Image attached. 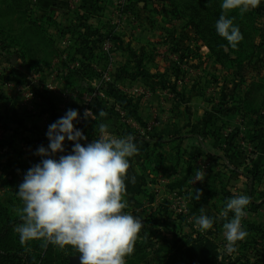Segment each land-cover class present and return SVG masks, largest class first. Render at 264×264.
<instances>
[{
	"label": "crops",
	"instance_id": "obj_1",
	"mask_svg": "<svg viewBox=\"0 0 264 264\" xmlns=\"http://www.w3.org/2000/svg\"><path fill=\"white\" fill-rule=\"evenodd\" d=\"M66 1L67 0H36L37 11H39L40 14L50 13L53 19H55L56 27L58 23L60 24L58 29H60L59 31L63 34L67 27L70 33L79 32L83 34V32L86 31L89 42L84 40V45L86 46L85 51L88 52L87 48L91 47L94 52L96 50L98 53L96 57H90L91 67L94 72H96V67L104 65L106 62V57L100 48L101 42H95V37L99 34L103 36V39L105 37H110L113 43L111 50L114 60L113 70L115 69L117 72L120 71L117 77V84L120 85L121 91L127 95L126 98H132V101L128 105L125 100H113V102L121 104L125 112L134 119L135 125L127 128V132H136L137 135L141 136V139H134V143H136L139 149V154L129 158L131 167L128 176L130 178L134 175L136 177V182L133 184L130 181H126L127 192L125 200L127 201L128 207L134 210L136 209L135 212L139 218L143 214L140 210H144L148 207V213H152V215L156 217L157 222L160 223V225H158L160 229L156 232L158 236L154 235L155 238H171L170 227L173 226L179 228L183 233H190V228V232H186L188 229L187 226H184V229H186L185 231L182 227L183 223L186 225L188 224L187 219L177 217L173 211H171V205L173 204V202L170 201L171 199H161L164 190L169 188L168 190H176L178 193L187 192L186 194H189L191 192L194 196V189H201L203 192L201 199L196 201L190 198V203L188 201L187 206L189 205L191 207V212L195 218L200 215L199 209L203 207L206 215H211L213 220H217L216 217L219 215L225 202L219 200V198L215 200L216 198L214 199L212 194L216 195L217 192L220 191L221 183L219 176L224 174L226 177L224 185L234 197L247 195L251 198V201L256 204L255 206L249 204L245 208L246 216L242 219V226L249 235L245 240L237 243V250L235 252L228 253L232 262L227 264H244L243 258L238 259L241 255L246 256L250 262H253L258 256L264 255L263 228L257 229L253 225L257 221H262L264 223V124L259 116L260 112L258 114H246L241 110L237 111L236 108H234L233 98L229 100L230 103L226 104V106H222L224 104L223 101H221L222 105L212 104V106H209L206 101L199 100L198 94H200L201 90L203 93L206 92L205 90L207 88L205 89L197 86L198 80H194L192 75H194V72L199 74L200 69H196V71L189 67V65H187V58L184 59L187 64H181V70L184 69L189 72L183 75L184 78L193 79L186 82L182 76H179V80L181 79L182 81L180 80L181 82L179 83V80H177V82L172 83L170 82L172 76L171 70L166 68L163 70L165 73L163 77L158 76V74H155L156 76L153 75L154 77L149 74L147 75L152 82L160 80L162 83L161 87H154L152 89V87L147 86L142 88L141 83H139L141 79L132 78L130 75L131 73L126 70L125 64H132L133 69L137 56L140 55V52H143L147 43H151L155 47H160L161 38L166 34L164 30L165 26L163 29L160 23L156 24L154 21L151 22L150 15L153 13L150 12L147 7L133 9L128 7L126 3L123 14L119 16L116 12L117 10L115 11L116 8L113 6L109 7V5L117 0H110L108 6L106 3L109 0H99L98 4L101 6V9L92 7V3L89 4L88 13H86L88 22H85L83 26H79L80 22L78 20H72L64 14L63 9ZM140 5L142 6L143 3L140 2ZM81 13L82 11L78 17L82 15ZM259 14V16L264 17V10L261 12L259 11ZM57 16L58 18L60 16V18L57 19ZM173 22L174 23H170V30L180 34L175 40L180 42L179 45H187L189 43V41H187L189 39V36H187L190 33L189 30L186 28L183 31L182 29L178 30L179 24H175V21ZM64 35H66V33ZM78 44L82 47L81 41L78 42ZM258 44L259 51L244 62V65L249 71L243 77L244 83L241 90L246 91L252 84H261L264 87V36L262 40H259ZM61 45L66 46L64 45V41ZM69 45H67V47H70ZM79 50L80 48H77L75 59H65L63 55L55 56L52 60L54 61L53 66L55 63L58 65L66 63L70 66L68 68L69 71L75 70L80 63V58L77 56ZM207 53V48L201 45L199 54L205 58ZM12 55L14 54H8L4 56L5 58L3 59L0 57V68H2V72L8 71L14 76L18 71H22V73L26 71L20 67L18 62H16L17 66L12 63L10 67L8 66V63L10 64L8 57H12ZM165 55L173 61L178 58L177 53L169 54L165 52ZM153 56L155 57V55ZM7 68L9 70H7ZM68 69L62 70V68L53 67V71L51 70L52 73L55 72L53 76L58 80V84L55 86L52 85L54 83L52 82V84L49 83L51 88H45L44 92L51 95L53 100L48 102V107L45 106V112L38 113L39 116H41L40 119L42 121L46 120L44 124L48 126L63 117L69 109L77 110L79 115L82 113V95L78 89L66 88L67 86L65 83L61 81L65 79ZM42 72L41 70H33L32 73L33 75L39 76ZM1 76L2 75H0V95L14 97V95L17 94L19 99L20 94L14 90L15 84L14 86H9L8 84L13 80L11 79L12 77L9 76L6 78L2 86L3 83H1V79L3 78ZM98 78L99 74L97 73V77H93L88 81L91 88L94 85V80ZM127 79H131L133 83L130 84V81ZM164 83L165 85H163ZM137 84L140 85L136 86ZM218 88L221 89V87H217V89ZM236 92L237 91L232 90L233 95H235ZM253 94L254 93H251V95ZM261 94L264 95V93ZM68 96H71L69 100L66 98ZM14 98L17 100V97ZM262 102L263 98L260 99L259 105L262 104ZM263 104L261 106H263ZM62 105H64V112H62L63 110L61 109ZM227 106L230 112L222 114V112H226L222 111V109H225ZM33 111H37V109ZM16 112L18 113L17 110ZM153 114L157 116V119L155 118L156 121L152 117ZM152 121L155 122L153 130H146L145 124ZM223 121L232 123L233 133L237 134L236 144L240 152L238 155L230 152L228 147L224 148V144L212 135V128H209V125L214 126V123L221 125ZM73 123L76 127L77 120ZM39 124L40 126L37 128L38 131L36 135L41 138L43 137L41 135L46 136V133L44 132L43 122ZM84 127L85 125H82V129ZM127 132L125 135H123L122 131L119 135L116 133L110 135L125 137L128 135ZM251 138L253 140L250 141ZM44 139L47 140L43 142ZM44 139L43 141L40 140L44 143L42 146L48 148L49 140L48 138ZM71 142L72 141L66 139L63 146H69ZM155 152L161 153L167 159L169 158V161L164 162L158 168V170L165 168V172L171 176L169 180H167L168 183L157 185L153 183V180L150 178L154 175V173L151 172V167L153 168L158 163L154 156ZM177 156H180V159H178ZM192 157H194L195 160H192ZM172 159H178L179 161H174ZM147 161L149 165H146ZM193 168L205 170V178L203 182L198 183L199 186L197 185L196 188H191L190 185V178L192 175H195ZM156 191H160L161 193L156 196L154 194ZM231 216L232 213H229V218H231ZM195 218L193 221L194 227L196 226ZM217 221L218 224L223 223L221 220ZM163 225L168 229L162 227ZM217 232L220 233L219 235L225 240L223 230ZM244 243L245 247H242L241 245ZM235 254L238 256L233 260L231 256H235Z\"/></svg>",
	"mask_w": 264,
	"mask_h": 264
},
{
	"label": "clouds",
	"instance_id": "obj_2",
	"mask_svg": "<svg viewBox=\"0 0 264 264\" xmlns=\"http://www.w3.org/2000/svg\"><path fill=\"white\" fill-rule=\"evenodd\" d=\"M260 4L261 0H222L223 14L215 28L233 49L244 37L234 25V18H227L226 13L238 10L242 16ZM105 116L107 113L101 109L99 117ZM78 117L77 110L69 109L49 125L48 148L40 146L36 152L44 158L27 170L18 186L22 207L16 212L21 223L14 231L19 234L21 245L40 240L44 249L49 244L61 250L71 246L79 253L80 264H127L126 258L134 253L144 226L141 218L124 211L128 207L126 181L136 182L134 175L128 176L129 158L138 155L139 149L132 134L110 135L105 123L96 126L99 138L82 145L80 141L87 137L74 126ZM89 117L97 120V116L86 109L84 119ZM66 139L74 144L71 153L53 158L56 153L65 151ZM204 178V170L196 169L192 183L203 182ZM194 193L193 196L190 192L189 197L199 201L202 190L194 189ZM250 203L247 195L232 197L216 217L223 221L228 253L235 252L237 243L249 235L242 226V219ZM199 211L195 225L199 231L207 232L213 228L214 220L205 214L203 207ZM229 213H232L231 218Z\"/></svg>",
	"mask_w": 264,
	"mask_h": 264
},
{
	"label": "trees",
	"instance_id": "obj_3",
	"mask_svg": "<svg viewBox=\"0 0 264 264\" xmlns=\"http://www.w3.org/2000/svg\"><path fill=\"white\" fill-rule=\"evenodd\" d=\"M10 1L12 2H10L9 4L8 0H1L0 2L2 5V7L0 8V23L3 19H6L8 16L12 17L15 13L20 12V10H16V8L20 6L25 7L21 12V15L26 18L29 17L30 13L32 12L30 4H32L33 2L31 0ZM16 1H18L19 4L16 5ZM98 1L99 0H92L91 6L98 7V9H101V6H99ZM140 2L143 3L142 6L140 5ZM150 2L161 3L159 6L160 8L156 9L154 13H173L176 18H179L183 21L184 27L193 29L194 33L192 34L187 46L177 51L180 60L195 56L201 57L198 49L202 45L205 46L208 50V53L205 55V57L207 56V58L211 59L214 63L219 64L221 67L228 65L229 67L234 68V64L237 67L240 64L246 62L251 57H253L257 49L259 48L258 43H254L249 39L248 32H250V29H248L247 25L244 23V21L246 19H249L251 15L259 14L254 9L249 10L242 16L239 14L238 10L226 13L227 18H234V25L239 27L244 37V39L238 44L237 48L233 49L230 45H228V42L224 38L218 35L215 28L217 20L219 19L220 15L223 14V10L221 8L222 0H126L127 6L133 9H136L138 7L146 8L148 7V3ZM82 3L83 4L80 5L78 13L82 11L81 14L83 18L86 19V13H88V8L87 5L84 4V2ZM26 6H29L28 10L26 9ZM26 10L28 14H26ZM51 16L52 15L50 13L41 14L42 19L50 25L54 23ZM26 22L28 26L22 30L21 36L25 34V31L31 32V34L33 33L36 36L40 37V42L44 44L45 49L54 46L49 43V40L47 38L42 37L43 28L42 26H39L42 24L41 22L37 24L34 20H31L30 18H27ZM83 25H85V23H83ZM7 30L8 32H10L9 29ZM3 34L4 29L0 24V35ZM81 35L83 38L88 39L86 31L83 32V34ZM102 40L103 36L100 34L95 37V42H102ZM0 44H3V42L0 41ZM17 44L18 42H14L13 47H17ZM149 45L153 46L151 43H147L146 46ZM221 45H223V47H221ZM21 47L23 48V51L14 50L10 53L16 55L21 62L24 61V58L27 56L25 55V53L33 57L31 55L33 47H30L27 42L24 41L21 43ZM77 48H80L78 41L73 40V42H71L70 48L68 47V53H70L71 51V53L73 52L74 54L71 56V59L76 58L75 53ZM89 50L90 54L88 53L83 55V59H80V63L77 68L75 70L69 71L65 76V80H70L76 77L78 79L84 78L89 81L93 77H97V73L94 72L91 67L90 57L93 56V49L89 47ZM175 50L177 49L175 48ZM38 51L39 53H42L41 48ZM145 54V50H143V52H140V55L137 56V60L133 65V71L130 72L131 77L134 79H145L148 78V74L152 77H154L153 75L155 74H158V76L163 77L165 73H162L161 70L154 72L149 71L148 67L144 64V59L148 56ZM58 55L59 53L56 56ZM150 59L154 61L152 57H150ZM177 65L178 69H175V72H172L171 70L172 76L170 80H172L173 83L176 82L181 72V64ZM44 66L45 64L42 62V60H30V62L25 61V69L27 70H42ZM116 84L117 82L113 80L106 84L105 92L107 96L118 100H125L127 102V105L130 104L129 100L126 98L127 95L123 93L120 89H118L116 87ZM240 84L239 87H237L238 90H236L237 92L233 97L234 108H236L237 111L241 110L246 114H258L262 109H264V95L261 94L264 93V87L261 84H252L248 87L246 91H244L240 89ZM65 85L68 89H78V87L67 82L65 83ZM163 85H165V83ZM88 87L89 91L91 92L92 88H90L89 84ZM251 93L254 94L251 95ZM36 94L39 97L37 109L40 110L39 112H45V106L48 107V102H51L53 100L52 96L43 91H41L40 93L36 91ZM262 98L263 106H261L262 104L259 105L260 99ZM101 109H103L107 113V116L99 117V111ZM222 111L230 112V109H227L226 107L225 109H222ZM91 112L95 116H97V120L89 117L91 123H89V128L86 130L84 128L80 129L83 132L84 136L87 137V140L80 141L82 145L91 143L94 139L98 138L99 132L98 130L96 131L97 124L112 119L115 120L116 124L118 122L119 116L111 104H107L99 100H94L91 106ZM118 127L119 125L117 126V128ZM211 128L213 137L221 141L223 144L226 143V136L224 137V135H222V133L220 132L221 129L218 127L216 128L215 126H211ZM126 132L127 130H124V132H122L123 135H125ZM127 134H132L135 139H141V136L137 135L136 132H127ZM6 137L0 136V150L4 147L13 146V143L16 139V134L13 132V134H11L9 137ZM230 137V139H232L231 143L233 144H230V142L228 141L229 143H227V147L232 150L233 154L238 155V145L236 144L237 134L234 133ZM251 140L253 139L251 138L250 141ZM64 149L65 151L60 153L69 152L70 145L64 146ZM154 156L155 159H157L156 161L158 163L153 168L151 167V172L155 174L158 168L164 163L163 160H165L166 158L159 152H155ZM177 157L178 159H180V156ZM178 159L172 160L175 161ZM191 159L195 160L194 157H192ZM9 162L10 161L8 160L7 163ZM28 165L29 164L27 163H22L20 169H29L30 167H32L31 165ZM146 165H149L148 161L146 162ZM195 171L196 169L193 168L194 173ZM25 174L26 173H24L23 176H25ZM6 178L7 177L3 176V174L0 172V264H68L70 257L79 254L71 246H66L63 250H61L58 247L49 244L47 248L44 249L41 248L42 241L40 240L28 241L26 244L21 245L19 240V234L14 231V228L21 223V220L19 219L18 215L14 214L11 205L13 202H15L18 208H20L22 207V201L20 200L17 194H14L12 195L10 201L6 203L4 199L7 196V193H2V190L5 189L8 185L6 183ZM219 179L221 183V189L217 193L220 194L221 192L223 200L224 202H226L228 199L234 197V195H232L225 188L224 180L226 179V177L224 176V174L220 175ZM250 204L252 206L256 205L252 201ZM128 208L129 207H127L124 211L128 212ZM141 220L144 226L141 232L139 233L140 238L136 242L134 253L126 258L127 264H149L151 262H153L152 264H224L222 261L223 257H221L218 252V246L215 242L216 240L210 237V233L206 232L201 234L197 232L194 233L195 235L192 232L183 233L179 228H175L173 226L170 227L171 238H155L154 235L151 234L150 231L146 228V226L160 225V223L157 222L155 216L150 214L146 218H142ZM217 222V220H214L213 227H215L216 231H219L221 224H218ZM253 225L257 229L263 228L264 231V223L262 221H257ZM162 227L168 229L164 225ZM241 246L245 247V243ZM218 258H220L221 260H219ZM242 258L244 259V264H264V255L258 256V258L255 259L253 262H250L249 259L246 258V256L244 255L238 257V259Z\"/></svg>",
	"mask_w": 264,
	"mask_h": 264
},
{
	"label": "rangeland",
	"instance_id": "obj_4",
	"mask_svg": "<svg viewBox=\"0 0 264 264\" xmlns=\"http://www.w3.org/2000/svg\"><path fill=\"white\" fill-rule=\"evenodd\" d=\"M0 2H1V0H0ZM10 2H12V1L8 0V4ZM82 2H84V4L87 5V8H88V6H90L89 4L92 3V0H82ZM109 2H110V0L106 3L107 6H108V4H110ZM117 3H118V0L114 3H112L111 5H109V7L113 6L114 8L117 9ZM15 4L16 5L19 4L18 1H16ZM160 4H161L160 2H158V3L157 2L156 3L150 2L147 5L148 6L147 9H149L150 12L153 13L152 15H150L151 22L154 21L156 24L160 23L162 25L163 29L165 26L164 30H165L166 34H164L161 38L160 47H155V46L149 45V46H146L144 48L145 53H146L145 55H148L144 59V64L148 67L150 72L159 71V70L163 71L166 68H168L169 70H172V72H175V69L176 70L178 69L177 64L183 65L186 62L184 61V59L180 60L179 56H177L178 57L177 60H174V61L170 60L169 57H167V55H165V52H167L169 54H175V53H177V51L179 49L185 48V46H187V45H184V44L179 45L180 42H177V40H175L177 37L180 36V34L178 32L175 33V32H172L170 30V27H169L170 23H174L173 21H175L176 22L175 24H179L178 30L182 29V31H183V30H185V28L187 30H189L190 33L187 35V36H189V39L187 41H190L191 36L194 33V31L192 28L184 27L183 21L179 18H176V16L173 13H170V12L162 13V14L154 13V11H156V9L160 8L159 7ZM263 4H264V1H261L260 6L254 10L258 13H259V11L261 12L262 10H264ZM1 7H2V5L0 3V8ZM28 7L29 6H26L27 10H28ZM24 8H25L24 6H20V7L16 8V10H20V12L15 13L12 17L8 16L6 19H3L2 22L0 23L4 29V34L0 35V41L3 42V44H0V57H1V59H3V58H5L4 56H6L8 54H12L10 52H13L14 50L23 51V48L21 47V43L23 41L27 42V44L30 47H33V51L31 52V55L33 57H31L29 54L25 53V55H27V56L24 58L25 60L22 61L23 63L17 58L16 62H18L20 67H22L23 70H26V71H24L23 73H22V71H18L17 73L14 74V76L12 74H10L11 72L9 73L8 71L6 72L5 70H3L5 72H2V68H0V71H1L0 75H2L1 77L3 78V79H1V83H3L2 84V86H3L4 85L3 81H5L6 78H8L9 76L12 77L11 79H13L10 82L15 84L14 89L16 86L26 87V86H29V83L35 82V88L38 91V93H40L41 91L44 92V90L46 88V84H49V83L52 84V82H54L52 85L56 86V84H58V80H56L55 77L53 76L55 72L52 73L53 67L62 68V70H66L70 67L66 63L61 64V65L60 64L58 65L57 63H55V65L53 66L54 61H52V60H53V58H55V56L58 53L60 54L58 56L63 55L65 59H69V60L71 59V56L73 55V52L71 53V51H70V53H68V47L67 46L61 45L62 42L66 41V40H68V41L70 40L69 46H71V42H73V40H77L78 42L81 41L82 47L80 46V50L77 52V56H79L80 59H83L84 54H88V53L90 54L89 48H87L88 52H86L85 51L86 46L84 45L85 41L87 42L88 39L83 38L79 32L70 33V30H67L68 27L65 28L66 31H64V34L66 33V35H64L63 33H61V31H59L60 29H58V26L60 24L58 23L57 24L58 26L56 27L55 19H53L52 16L51 17L54 21L53 24L51 23L52 25H50L49 23L44 21L42 19V17L40 16L41 15L40 12L37 11V4L35 1V3L33 2L32 4H30V8L32 9V12L30 13L29 17H27V18L34 20L37 24L39 22L42 23L41 25H39V26H42V28H43L42 37L47 38L49 40V43L54 45L50 48L45 49L44 44H42L40 42L39 36H36L33 33L31 34V32H27V31L24 32L25 34H23V36H21L22 30L28 26V24L26 22L27 18L23 17V15H21V12L23 11ZM27 10H26V14H28ZM63 12L65 15H67L72 20H78L81 24V25L79 24V26H83V23L88 22V18L84 19L82 15L80 17H78V15L80 14L78 12L74 13V14L69 13L66 10V3H65V7L63 9ZM259 15L260 14H258V15L253 14L250 16L249 19H246L244 21V23L247 25L248 29H250V32H248L249 39L251 41H253L254 43H259V40L260 39L262 40L263 36H264V17L259 16ZM59 18H60V16H59ZM59 18L57 16V19H59ZM251 27H252V29H251ZM7 29H9L10 32H8ZM62 30H64V29H62ZM105 38H108V37H105ZM14 42H18L17 47H13ZM40 48L42 49V53H39V51H38ZM175 48L177 50H175ZM198 51L200 52V48L198 49ZM258 51H259V49H257L256 53ZM97 55H98L97 51L96 50H95V52L93 51V56L96 57ZM153 55H155V57ZM150 57H152L154 59V61H152L150 59ZM8 59L10 62V64L8 63V66L10 67L12 65L11 61H10L11 57H8ZM187 59H188V61H187L188 64L187 63L186 64L189 65V67H191L192 69H195V70L200 69L199 74L194 72L195 71L194 70L193 71L194 75H192V76L194 77V80H198L197 86H199L200 88L201 87L205 88V89L207 88L205 90L206 92H204V93L199 88L201 91H200V94H198V99L206 101L209 104V106H212V104H221V101H223V103L225 104V105L221 104L222 106H226V104H229L230 103L229 100H232V98L234 97V95L232 94V90L236 91V89H237V87H239L240 83H241L240 86L241 87L243 86V83H244L243 77L249 71L248 68H246V66L244 65V63L240 64L237 67L234 64V66H233L234 68H231L228 65L221 67L219 64H216L211 59L207 58V56L204 58L201 55V57L195 56V57H191V58H187ZM30 60H32V61L33 60H42V62L45 64V66L43 68H46V69L41 70V71H43L42 74H40L39 76L33 75V73H32L33 70L25 69L26 68L25 67V61L30 62ZM125 67H126V70L128 72L133 71L132 64H125ZM8 68H7V70H9ZM115 68H116V66H115ZM67 71L69 72V69ZM180 71L181 72H180L179 76H182V78H184L183 75H185L188 70L185 71L183 69ZM111 73H112V80L115 82H118L117 77H118V74L120 73V71L117 72V71H115V69L113 70V68H112ZM187 73H189V72H187ZM184 79L186 80V82H188L190 79H193V78H186L185 77ZM127 80L130 81V84L133 83L131 79H127ZM177 80H179V78ZM177 80H176V82H177ZM61 81L63 83L67 82L69 84H72V85L78 87V89H79L78 91L80 92L82 97H85L90 92L89 87H88L89 82H88V80H86L84 78L78 79V78L74 77L73 79H70V80L62 79ZM24 82H26L28 84H26ZM170 82L173 83L172 80H170ZM139 83H141L142 88L150 86L153 89L154 87L159 88L162 86V83L160 80L152 82V80L150 78L141 79ZM139 85L140 84H137L136 86H139ZM216 86L221 87V89L220 88L217 89ZM234 86H235V88H234ZM116 87L121 90V87L119 84H116ZM231 87H232V90H231ZM241 87H240V89H241ZM10 96H13V95H10ZM14 97H17V100ZM14 97H8V96H1L0 95V136H5V137L8 136L9 137L11 134H13V132L16 134V139L13 143V146L4 147L3 149L0 150V172L3 174V176L7 177L6 183L8 184L7 187L2 190V193H5V192L7 193V196L4 199L6 201V203L10 201L12 195L17 194L18 186L20 183L23 182V178H24L23 174L26 173V171L28 170L27 168L20 169L22 163H25V164L27 163V164H29L28 166H30V165L33 166L35 164L40 163L42 161V159L44 158V157L37 155L36 152H37V149L44 144L40 140L43 141L44 138H47V136L41 135V136H43V137H41L43 139H41V138L37 137V135H36V133L38 131L37 128L40 126L39 123L43 122V124H44V122L46 121V120L42 121L40 119L41 116H39V114H38L40 111L39 109H37V103H38L39 99H37L38 101H36L33 108H30L28 105H27V107H24V105H22L21 94H20L19 99H18L17 94H15ZM66 98L69 100L71 98V96H68ZM78 98H79V96H78ZM109 98L111 101L114 100V98H112L110 96H109ZM127 99L129 100V102L132 101V98H127ZM101 102H103V101H101ZM228 108L229 107L227 106V109ZM34 109H37V111H33ZM16 110L18 111V113L16 112ZM224 113L227 114L229 112L228 111L222 112V114H224ZM130 117H132V116H130ZM152 117L156 121L157 116L155 114H153ZM113 120L114 119L102 122V123H105L108 125L109 134L116 133L117 135H119V134H121V131L124 132V130L126 131L127 128L135 125L134 123L132 125H129L128 123L126 124L119 117L118 122H117L119 127L117 128L118 125L115 123V120L114 121ZM84 122H85V124L83 123V125H85L84 129L86 130L89 128L91 123H90L89 118L87 120H85ZM154 124H155V122L152 123V125H154ZM147 125L148 124H145V127ZM214 126L216 128L217 127L220 128L221 129L220 132L222 133V135H224V137L226 136L225 137L226 143H224V148L227 147V143H229V142H230V144H233V143H231L232 139H230L231 138L230 136L232 134H234L233 133L234 130L232 129L233 128L232 123H230L229 121H223L221 125L214 123ZM210 127L211 126L209 125V128ZM43 128H44V126H43ZM98 135H100V134H98ZM98 138H99V136H98ZM46 140L47 139H44L43 142H45ZM228 150L230 152H232V150L229 149V147H228ZM8 160L10 161L9 163H7ZM163 161L164 162L169 161V158L168 159L166 158ZM166 171H168V170H166ZM170 177L171 176L165 172V168H164L162 170H157V172L154 175H152L150 178H151V180H153V183L160 185L162 183H168L167 180H169ZM193 180H194V175H192L190 178V183H191L190 185H191V188H196L197 185L199 186V184L198 183L193 184L192 183ZM225 188H226V190H228L227 187H225ZM168 189L169 188L166 189L167 191L166 190H164V192L162 191L163 194L161 196V199L162 200L163 199L164 200L165 199L166 200L171 199L170 201L173 202V204L171 205V208H172L171 211H173L175 216L183 217V218L187 219L188 224L187 225L184 223L182 224L183 230L185 231L186 229H184V226H187L188 229L186 230V232H190V230H189V228H190L191 232L193 234L197 233V232H199L201 234L206 233V232L199 231L198 227L197 226L194 227V225H193L194 224L193 221H194L195 216L191 212L192 211L191 207L189 205L187 206L188 201L190 203L189 194H186L187 192L178 193L176 190H172V189L168 190ZM160 193H161L160 191L154 192V194L156 196H158ZM212 196H214V199L216 198L215 200H217L219 198V200L224 201L221 192H220V194L217 193L216 195L212 194ZM209 198H212V197H209ZM181 203L184 204L186 210H183V211L180 210L179 211V207L177 206V204L181 205ZM11 207L13 209L14 214L17 215V212H16V209L18 208L17 204L15 202H13ZM135 210L133 208H128L127 213H130L134 216H137ZM140 211H141V213H143L140 216L141 219L146 218L148 215H150V213H148V207H146V209L140 210ZM208 216L211 217V215H208ZM221 225H220L219 231L223 230ZM146 228L150 231L151 234L158 236V234L156 233L160 229L158 225L146 226ZM207 232L211 234L210 237H212L216 240L215 242L218 246V252H219L220 256L223 257V260H222L223 263L227 264V263L232 262V260L230 259V255L226 251V247H225L226 241L219 235L220 233H218L215 230V227H213L211 230H208ZM237 256L238 255L235 254V256L232 255L231 258H233V260H234L237 258ZM218 259L221 260L220 258H218ZM152 263L153 262H151L149 264H152Z\"/></svg>",
	"mask_w": 264,
	"mask_h": 264
},
{
	"label": "built area",
	"instance_id": "obj_5",
	"mask_svg": "<svg viewBox=\"0 0 264 264\" xmlns=\"http://www.w3.org/2000/svg\"><path fill=\"white\" fill-rule=\"evenodd\" d=\"M35 1L36 0H32V2H34V3H35ZM81 4H82V0H67L66 1V10L71 14L77 13L79 11ZM125 7H126V0H118L117 9H116L117 11L116 10L115 11L117 12V14L119 16L121 14H123ZM69 44H70V40L64 41V45L67 46ZM112 47H113V43H112V40L110 38H105L102 40L100 48L106 57V62L104 63V66L101 65L100 67L95 68L96 72L99 74V78L94 80L93 89L91 90V92H89L82 99V104H83L82 113L79 115V117L77 119V125L75 127L78 130L82 129V125L85 121V119H84L85 110L86 109L91 110V106H92L94 100H99V101H103L107 104H111L113 106L114 110L116 111V113L118 114V116L120 117V119H122L124 123H126V124L128 123L129 125H132L134 123V119L132 117H130L125 112L122 105L117 103V102L111 101L105 92L106 84L112 81L111 71H112V68H114V60H113V55L111 52ZM181 81L179 80V83ZM8 84H9V86H14V84L11 82H9ZM46 88L47 89L51 88V85L46 84ZM14 90H16L19 94H21L22 105H24V107H27V105H28L30 108H33L36 101H38L37 100L38 95L36 94L37 90L35 88V82L29 83V86H26V87L16 86ZM63 108H64V105L61 106L62 110H63ZM62 112H64V110ZM259 116L263 120V124H264V110L260 111ZM153 122L154 121L148 123V125L146 126V130L151 131L153 129V125H152ZM48 128H49V126L47 124H45L44 125V132L45 133H47ZM73 146H74V144H73V142H71L69 152H67V153L58 152L55 154L54 158L59 159V157L61 155H67V154L71 153ZM194 179H195V175H194ZM199 182L200 181H197L195 183H199ZM177 206L179 207V211L180 210H182V211L186 210L183 203H181V205L177 204Z\"/></svg>",
	"mask_w": 264,
	"mask_h": 264
},
{
	"label": "water",
	"instance_id": "obj_6",
	"mask_svg": "<svg viewBox=\"0 0 264 264\" xmlns=\"http://www.w3.org/2000/svg\"><path fill=\"white\" fill-rule=\"evenodd\" d=\"M16 59H17V56L16 55H12L11 60H10L11 63L12 64H16ZM16 66H17V64H16ZM68 264H80L79 254L70 257Z\"/></svg>",
	"mask_w": 264,
	"mask_h": 264
}]
</instances>
